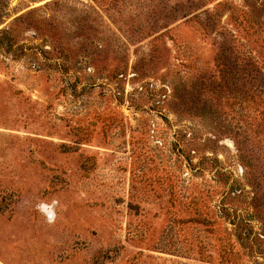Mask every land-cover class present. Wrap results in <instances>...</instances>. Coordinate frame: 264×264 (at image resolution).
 <instances>
[{"label": "rangeland", "instance_id": "1", "mask_svg": "<svg viewBox=\"0 0 264 264\" xmlns=\"http://www.w3.org/2000/svg\"><path fill=\"white\" fill-rule=\"evenodd\" d=\"M0 264H264V0H0Z\"/></svg>", "mask_w": 264, "mask_h": 264}, {"label": "clouds", "instance_id": "2", "mask_svg": "<svg viewBox=\"0 0 264 264\" xmlns=\"http://www.w3.org/2000/svg\"><path fill=\"white\" fill-rule=\"evenodd\" d=\"M57 201H53L52 204L41 202L37 205V210L46 217L49 224H53L56 221V213L54 211Z\"/></svg>", "mask_w": 264, "mask_h": 264}]
</instances>
